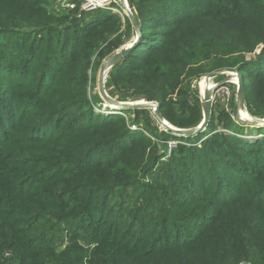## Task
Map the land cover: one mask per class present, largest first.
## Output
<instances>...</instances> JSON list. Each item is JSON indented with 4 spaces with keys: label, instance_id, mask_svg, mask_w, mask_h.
Instances as JSON below:
<instances>
[{
    "label": "trees",
    "instance_id": "1",
    "mask_svg": "<svg viewBox=\"0 0 264 264\" xmlns=\"http://www.w3.org/2000/svg\"><path fill=\"white\" fill-rule=\"evenodd\" d=\"M127 4L139 43L108 87L195 128L202 111L188 105L189 80L234 68L247 108L264 117L255 99L264 95V0ZM47 9L48 0H0V36H15L0 69L2 59L21 65L13 83L0 79V264H264V135L226 136L215 118L206 132L175 137L142 109L94 113L91 64L137 32L107 10ZM140 115L147 134L131 129ZM200 171L210 183L198 189ZM234 181L243 196L222 190Z\"/></svg>",
    "mask_w": 264,
    "mask_h": 264
},
{
    "label": "rangeland",
    "instance_id": "2",
    "mask_svg": "<svg viewBox=\"0 0 264 264\" xmlns=\"http://www.w3.org/2000/svg\"><path fill=\"white\" fill-rule=\"evenodd\" d=\"M116 5H113L112 8L116 9V11L119 13L112 12L107 9L106 14H115L122 20L124 17H126L128 20L129 18L127 15L123 14V10L125 6L128 7L127 0H124V2H121L120 0H116ZM118 5V6H117ZM171 7V10L176 11V9L179 7V10L182 6L181 4H177L175 2L171 3L168 5ZM49 14L52 16H62L65 15L71 11H67L65 9H62L58 6L57 0H48V9ZM114 11V10H113ZM131 12V11H130ZM94 14L89 15V19L94 17ZM125 25V24H124ZM134 29V28H133ZM135 30V29H134ZM125 33V30H124ZM136 33V32H135ZM137 34V33H136ZM136 34H131L128 39L126 40L125 45L122 46L121 48L117 49L115 52L109 54L101 64L96 67L94 65V62L91 64L89 70H88V78L89 79V95H91L90 100H91V111H93L96 114H99L101 116L105 117H110L114 116L115 114H121L119 106L122 104H131V105H147V104H153L155 101L147 100L145 98H141L137 95L134 94L132 90L126 91L125 93L119 94L117 93V90L115 88L108 87L107 81H108V75L110 70L115 66H111L108 68L107 72L104 75V82H103V87L102 89L99 86L100 83V69L101 67L108 62V59L114 55L117 51L120 49L124 48L125 46L129 45L132 43V40L136 37ZM4 34L0 36V50H3L2 52L6 50L4 48V45H10L14 42L13 38L15 36L10 35V39H5ZM248 57V56H247ZM24 62V61H23ZM30 64V63H29ZM26 65L25 70L27 69L28 65ZM21 68V65H15L10 68V66L5 62L4 59H2L1 62V69H0V79L4 80L5 77L7 78L9 83H13L14 79L18 77L19 73L17 72L18 69ZM240 75L237 73L236 69H223V70H218V71H213V73H202L200 75H195L189 80V84L187 85L189 90H188V105L190 106V109L193 106L199 105L200 110L202 111L201 113V121L197 124V126L202 122L203 120V114L204 111L202 109V104L201 101L204 97V93L206 91L211 92V95L213 99L211 100V115H210V121L212 119H215L214 121V129H216V132L223 133L226 136L229 137H236L240 140L243 141H253L255 139L261 138L262 135H264V124L260 123V121L264 120V117L255 114V112L258 111L259 108H256V104L253 108V106H249L247 108L245 104V92H244V98L242 101L239 100L238 96V77ZM227 87L228 90L226 91L224 88ZM3 88V85H0V89ZM109 99V103L104 100V96ZM97 96V97H96ZM255 99L262 100V103H260L258 106L261 105L262 110L264 111V95L262 92L258 94V96L255 97ZM157 103V102H156ZM113 108V109H112ZM143 111H147L151 117L152 120L154 115V111L151 110L150 108H144ZM220 114H224L227 116V120L223 117H219ZM145 115H140L138 118L140 120V123L137 124L136 126H132L131 129L134 130H142L141 132L144 134L147 132L144 131L142 127L145 128V124L143 122V118ZM218 116V117H217ZM129 118H132V115H129ZM155 118V115H154ZM154 122V121H153ZM163 123L165 126L168 128H171L176 131L180 130H195L197 129V126L195 128H175L172 125H170L167 121L163 120ZM209 123V122H208ZM151 126L157 127L159 131H167L171 135H174L175 137H182L186 135H177L173 132H170L163 124H158L155 118V123L154 125L152 122L150 123ZM156 124V125H155ZM207 129V128H206ZM205 129V130H206ZM204 132V131H203ZM206 132V131H205ZM208 136L211 134H207ZM175 142L173 141H168L166 145L168 146V150H170L171 147H174ZM186 166L187 163L185 162ZM188 168V167H187ZM192 170H197V167L193 166ZM209 173V172H208ZM210 174V173H209ZM208 175H205L203 172H199L197 176V180H199V185L195 184L194 186H198V189L202 187L204 184H209L210 179H208ZM149 179V178H148ZM241 182L236 183L235 181L233 184H231L230 187L228 188H223V191H230V195H237L238 192L241 190ZM193 186V187H194ZM194 189V188H191ZM190 190V188H189ZM244 190L240 191L238 195H241V193ZM137 188H129L127 196L129 198H133L137 194ZM243 196V195H241ZM230 197V196H229ZM228 201V200H227ZM110 204V201L109 203ZM115 205V204H113Z\"/></svg>",
    "mask_w": 264,
    "mask_h": 264
},
{
    "label": "water",
    "instance_id": "3",
    "mask_svg": "<svg viewBox=\"0 0 264 264\" xmlns=\"http://www.w3.org/2000/svg\"><path fill=\"white\" fill-rule=\"evenodd\" d=\"M121 2H124V0H120ZM125 12L127 17L129 18V21L131 23V25H133V28L135 29V31L137 32L136 37L134 38V40H132V43H130L129 45L125 46L124 48L120 49L119 51H117L114 55H112L109 59L108 62H106L100 69V83L99 86L102 89L103 87V82H104V75L107 72L108 68H110L113 65H116L119 61H122V59L125 58V56L131 52L139 43V29H138V25H136L134 18L129 10V8H127V6L124 7ZM238 96H239V100L242 101L244 98V91H243V81L241 79V76L238 77ZM104 100L106 102H110L109 99L106 97V95L104 96ZM202 104V109L204 111L203 114V120L202 122L197 126V129L195 130H180V131H176L173 130L171 128H168L167 126L164 125L163 123V118L160 115V112L158 111V103H153V104H147V105H131V104H122V105H118L119 109H127V108H131V109H142L144 110V108H150L151 110L154 111V115L156 118V121L158 124H163L165 126V128H167L170 132H173L177 135H186V136H197L198 134L202 133L203 131H205V129L207 128L208 122H209V118L211 115V92L206 91L204 93V97L201 101ZM260 123L264 124V120L260 121Z\"/></svg>",
    "mask_w": 264,
    "mask_h": 264
},
{
    "label": "built area",
    "instance_id": "4",
    "mask_svg": "<svg viewBox=\"0 0 264 264\" xmlns=\"http://www.w3.org/2000/svg\"><path fill=\"white\" fill-rule=\"evenodd\" d=\"M57 4L60 8L67 11L77 10V17L82 13H90L97 10H110L112 12L118 13L116 9L112 8L116 5V0H57ZM118 6V5H117ZM114 10V11H113ZM126 15L125 10L122 11ZM119 14V13H118ZM226 91L227 87L224 88ZM213 99L211 95V100Z\"/></svg>",
    "mask_w": 264,
    "mask_h": 264
},
{
    "label": "bare ground",
    "instance_id": "5",
    "mask_svg": "<svg viewBox=\"0 0 264 264\" xmlns=\"http://www.w3.org/2000/svg\"><path fill=\"white\" fill-rule=\"evenodd\" d=\"M113 109V108H112Z\"/></svg>",
    "mask_w": 264,
    "mask_h": 264
}]
</instances>
